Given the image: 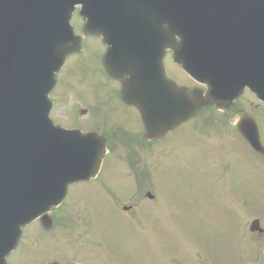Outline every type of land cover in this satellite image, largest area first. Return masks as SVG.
I'll use <instances>...</instances> for the list:
<instances>
[{
  "label": "water",
  "instance_id": "water-1",
  "mask_svg": "<svg viewBox=\"0 0 264 264\" xmlns=\"http://www.w3.org/2000/svg\"><path fill=\"white\" fill-rule=\"evenodd\" d=\"M171 1L181 39L176 61L185 72L199 82L207 79L212 86L218 82V89L210 87L209 97L219 108H228L224 102L232 104L245 86L264 102V18L253 29L256 66L252 72L250 67L244 70L246 77L239 88L235 81L243 70L233 41L244 37L246 31L236 26L237 9L227 8L223 0H161L162 9L170 12ZM244 1L249 2L240 0V5ZM91 2L0 0V264H7L24 227L41 219L50 229L53 223L48 214L65 200L69 186L89 181L99 172L104 142L83 138L86 146H74L71 143L80 135L55 127L49 119V94L56 86L57 74L84 41L71 25L74 7L83 3L89 14ZM256 6L259 13L264 12L262 0H256ZM82 12L87 17L84 9ZM83 33L95 32L88 23ZM184 44L194 60L185 56ZM166 47L164 44L163 49ZM134 77L124 80L123 95L142 111L146 138L151 142L162 140L196 117L205 105L203 95L191 96L162 77V86L168 90L166 102L162 100L158 110L153 106L147 113L132 97V88L139 84ZM116 78L123 79V74ZM238 129L252 148L264 155L255 120L243 117Z\"/></svg>",
  "mask_w": 264,
  "mask_h": 264
},
{
  "label": "rangeland",
  "instance_id": "rangeland-1",
  "mask_svg": "<svg viewBox=\"0 0 264 264\" xmlns=\"http://www.w3.org/2000/svg\"><path fill=\"white\" fill-rule=\"evenodd\" d=\"M74 26L76 30L79 29L77 18L74 19ZM89 43L82 56L71 58L62 74L59 95L65 89L63 85L77 73L80 65L84 67V74L80 76L86 81L83 84H89L87 90L82 88L85 100L81 99L82 102L76 104L72 96L73 91L77 90L76 84L69 81L71 88L54 112L57 122L67 126L86 128L85 124L91 122V112L88 111L87 117L81 118L70 110L77 106V109H86L87 104L93 106L96 98L100 97L95 93L103 94L102 98L108 99L116 90L113 82L107 80V83L106 78L96 72L104 53L103 45L96 39ZM178 75L180 78V72ZM235 107L236 111L231 113L232 125L241 115L255 113L264 144V108L257 107L250 96L237 101ZM123 109L119 104L106 108L112 122L119 124L114 125L110 121L109 128L122 129L125 125L136 132L137 119L130 111H125L127 118L124 120ZM206 114L213 112L205 113L196 119L198 121L185 125L175 135L176 138L174 136L161 145H153L152 150L145 151V155L133 147L129 149L125 144L119 145L114 154L107 157L101 176L93 185L82 184L71 189L70 198L65 202L69 204V210L64 203L53 212L52 216L59 218L55 228L51 229L53 231L45 234L36 223L25 232L19 252L12 256L11 264H76L77 261L79 264H219V261L221 264H235V254L243 245L249 247L251 242L256 243L254 235L249 233L252 221L256 218L261 220L263 216L261 224L264 228V215L260 216L252 209L256 204H264V199L261 200L264 198V178L261 177L264 162L251 154L243 143L242 148L236 143L237 135L233 127L227 130L207 127L204 122ZM215 117L218 115L215 114ZM136 130L140 131L138 128ZM119 135L125 136V131ZM234 150L238 153L244 150L245 154L229 153ZM228 153L225 168L222 167L226 166L225 159L219 158ZM134 155L152 169L160 166L161 171H166L163 167L172 170L171 178L167 176L172 192L170 199H167L172 202L170 209L159 206L157 222L153 224L146 220L141 223V228L140 223L135 226L127 223L121 212L113 213L110 203L101 202L138 198L128 166ZM160 195L163 197L162 193ZM140 205L139 216H149L151 212L146 210L148 205L143 202ZM247 213L249 215L245 217ZM65 216L70 223L75 222V226L66 228L60 220ZM241 220V228L249 238L244 237L239 227ZM225 225L229 226L228 234L224 233ZM95 238L100 241L96 245L98 249L94 247L93 254L94 249L85 248V244L96 241ZM245 239H248L247 244ZM203 251L208 261L203 258ZM249 254L243 251L240 264H264V245L260 263L256 262V257L248 260Z\"/></svg>",
  "mask_w": 264,
  "mask_h": 264
},
{
  "label": "flooded vegetation",
  "instance_id": "flooded-vegetation-1",
  "mask_svg": "<svg viewBox=\"0 0 264 264\" xmlns=\"http://www.w3.org/2000/svg\"><path fill=\"white\" fill-rule=\"evenodd\" d=\"M106 51V48H105ZM125 57H133V58H137V59H141V66L143 68L144 71H148L149 73H155L157 68H156V63H157V58L160 57V51H157L154 48H131L128 46H125ZM164 66H165V70H166V75L167 77L172 80L175 81L177 84L181 85V86H185L188 87L190 90H193L195 88H201L206 90V87L204 86H200L198 85L195 81H193L192 79H190L189 77L185 76L182 71L179 69V67L177 66V64L173 63V53L172 51H169L167 53V55L165 56L164 59ZM178 72H180V78H182L183 82L179 81V75ZM184 77H183V76ZM118 98V95H117ZM113 104L115 105V102H113ZM126 110H130L133 108L124 106L123 104H121ZM111 107L112 104L109 103H93V108H92V112L90 117L92 118L90 124L92 125V127L95 128V131H100L99 133L101 134H106L108 135L107 137L109 138V142H113L114 141H121V140H130L132 139V135L128 134L127 128L125 126V137L124 136H120L118 133L121 132L119 127H113V128H109L110 126V116L109 113L107 112L106 108ZM134 111L139 114L135 109ZM138 117L140 118V116L138 115ZM88 125V124H86ZM123 211H125L123 209Z\"/></svg>",
  "mask_w": 264,
  "mask_h": 264
},
{
  "label": "trees",
  "instance_id": "trees-1",
  "mask_svg": "<svg viewBox=\"0 0 264 264\" xmlns=\"http://www.w3.org/2000/svg\"><path fill=\"white\" fill-rule=\"evenodd\" d=\"M146 185L147 183L145 181L141 183V186H146Z\"/></svg>",
  "mask_w": 264,
  "mask_h": 264
}]
</instances>
